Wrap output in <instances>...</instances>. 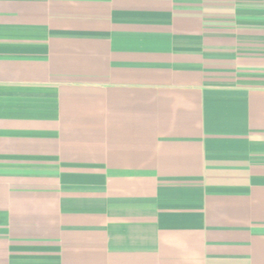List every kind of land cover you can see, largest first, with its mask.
<instances>
[{
    "label": "crops",
    "instance_id": "0c3cea01",
    "mask_svg": "<svg viewBox=\"0 0 264 264\" xmlns=\"http://www.w3.org/2000/svg\"><path fill=\"white\" fill-rule=\"evenodd\" d=\"M0 264H264V0H0Z\"/></svg>",
    "mask_w": 264,
    "mask_h": 264
}]
</instances>
